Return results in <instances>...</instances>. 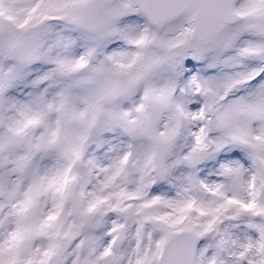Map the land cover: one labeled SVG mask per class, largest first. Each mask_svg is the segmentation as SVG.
Returning a JSON list of instances; mask_svg holds the SVG:
<instances>
[{"label": "snow or ice", "instance_id": "obj_1", "mask_svg": "<svg viewBox=\"0 0 264 264\" xmlns=\"http://www.w3.org/2000/svg\"><path fill=\"white\" fill-rule=\"evenodd\" d=\"M0 264H264V0H0Z\"/></svg>", "mask_w": 264, "mask_h": 264}]
</instances>
